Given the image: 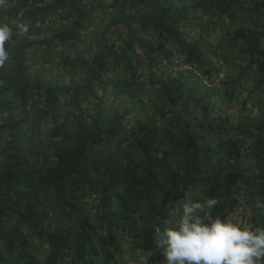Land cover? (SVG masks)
I'll use <instances>...</instances> for the list:
<instances>
[{"label":"trees","instance_id":"1","mask_svg":"<svg viewBox=\"0 0 264 264\" xmlns=\"http://www.w3.org/2000/svg\"><path fill=\"white\" fill-rule=\"evenodd\" d=\"M6 2L0 264H165L185 201L264 228V0Z\"/></svg>","mask_w":264,"mask_h":264},{"label":"clouds","instance_id":"2","mask_svg":"<svg viewBox=\"0 0 264 264\" xmlns=\"http://www.w3.org/2000/svg\"><path fill=\"white\" fill-rule=\"evenodd\" d=\"M7 7L0 0V9ZM27 31V27L24 28ZM12 29L0 23V66L9 59ZM216 198L185 201L171 226L154 228L153 244L165 264H264V228L214 218Z\"/></svg>","mask_w":264,"mask_h":264},{"label":"rangeland","instance_id":"3","mask_svg":"<svg viewBox=\"0 0 264 264\" xmlns=\"http://www.w3.org/2000/svg\"><path fill=\"white\" fill-rule=\"evenodd\" d=\"M176 67H173V69L172 70H174ZM224 76V73L223 72H221V74H220V78H222ZM207 82V81H206ZM215 82H217V79H215ZM209 83V82H208ZM144 260V256H142V257H140V261H143Z\"/></svg>","mask_w":264,"mask_h":264}]
</instances>
